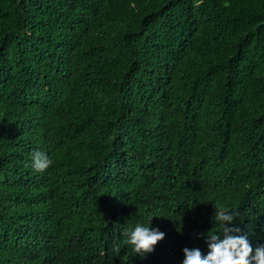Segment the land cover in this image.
Instances as JSON below:
<instances>
[{
    "label": "trees",
    "instance_id": "trees-1",
    "mask_svg": "<svg viewBox=\"0 0 264 264\" xmlns=\"http://www.w3.org/2000/svg\"><path fill=\"white\" fill-rule=\"evenodd\" d=\"M220 205L264 243V0H0V264H180Z\"/></svg>",
    "mask_w": 264,
    "mask_h": 264
},
{
    "label": "clouds",
    "instance_id": "clouds-1",
    "mask_svg": "<svg viewBox=\"0 0 264 264\" xmlns=\"http://www.w3.org/2000/svg\"><path fill=\"white\" fill-rule=\"evenodd\" d=\"M52 163L53 160L43 151H36L31 157V166L40 172ZM146 215V222L138 221L123 230L125 245L141 258L152 253L166 235L158 225H152V218L156 215L151 212ZM213 215L219 230L207 235L204 231L195 233L204 242L205 248L183 246L180 264H264V243L254 245L248 235L235 226L233 211L220 205Z\"/></svg>",
    "mask_w": 264,
    "mask_h": 264
}]
</instances>
